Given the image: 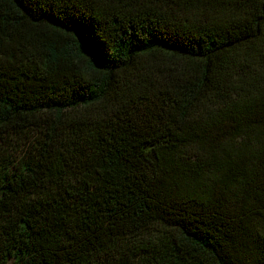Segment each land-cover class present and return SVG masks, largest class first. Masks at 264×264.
<instances>
[{
  "label": "trees",
  "instance_id": "obj_1",
  "mask_svg": "<svg viewBox=\"0 0 264 264\" xmlns=\"http://www.w3.org/2000/svg\"><path fill=\"white\" fill-rule=\"evenodd\" d=\"M0 264H264V0H0Z\"/></svg>",
  "mask_w": 264,
  "mask_h": 264
}]
</instances>
